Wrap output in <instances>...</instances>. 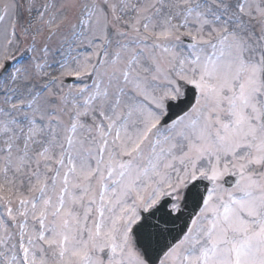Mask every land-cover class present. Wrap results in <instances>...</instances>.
Returning <instances> with one entry per match:
<instances>
[{
    "label": "snow or ice",
    "instance_id": "snow-or-ice-1",
    "mask_svg": "<svg viewBox=\"0 0 264 264\" xmlns=\"http://www.w3.org/2000/svg\"><path fill=\"white\" fill-rule=\"evenodd\" d=\"M0 264H264V0H0Z\"/></svg>",
    "mask_w": 264,
    "mask_h": 264
}]
</instances>
